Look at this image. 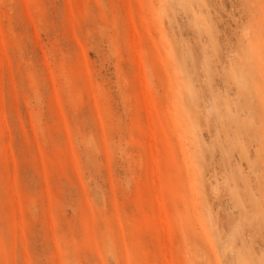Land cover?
I'll return each instance as SVG.
<instances>
[{"label":"rangeland","instance_id":"1","mask_svg":"<svg viewBox=\"0 0 264 264\" xmlns=\"http://www.w3.org/2000/svg\"><path fill=\"white\" fill-rule=\"evenodd\" d=\"M262 48L261 0H0V264H264Z\"/></svg>","mask_w":264,"mask_h":264},{"label":"snow or ice","instance_id":"2","mask_svg":"<svg viewBox=\"0 0 264 264\" xmlns=\"http://www.w3.org/2000/svg\"><path fill=\"white\" fill-rule=\"evenodd\" d=\"M243 7H249V5H243ZM252 7H254V5ZM261 8H264V0H261ZM262 56H264V48H262ZM224 264H236V262L234 260L226 259Z\"/></svg>","mask_w":264,"mask_h":264}]
</instances>
